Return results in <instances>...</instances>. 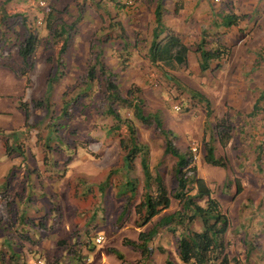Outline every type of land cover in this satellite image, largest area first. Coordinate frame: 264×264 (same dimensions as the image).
Wrapping results in <instances>:
<instances>
[{
  "label": "rangeland",
  "instance_id": "374dc122",
  "mask_svg": "<svg viewBox=\"0 0 264 264\" xmlns=\"http://www.w3.org/2000/svg\"><path fill=\"white\" fill-rule=\"evenodd\" d=\"M161 2L163 23H167V15L175 16V24L186 22L191 32L196 31V25L206 32L213 31L211 23L220 13L244 14L238 27L228 29L222 36L230 55L219 69L199 70L194 41L186 42L189 54L184 68L148 61L156 0H0V52L4 51L0 53V63L17 71V46L27 30L37 37L29 60V76L26 72L22 75L25 79H21L28 87L27 97L24 99V91L19 96L23 99L19 102L27 104V118L13 130L3 132L12 146L21 145L23 158L13 153L6 155L8 161L4 163L7 169L0 183V264H29L39 255L44 264H66L67 257V264H75L68 255L73 249L82 255L78 264H92V255L83 247L89 238L85 230L91 238L103 232L108 241L98 248L108 244L121 249L122 264L144 263L137 259V251L129 246L121 248L117 240L119 235L134 239L139 230L134 225L133 205L143 192V177L139 157L127 173L123 168L118 135L109 129L114 120L105 112V79L99 63L114 74L121 95L131 85L141 88L143 111L157 113L163 126L172 132L179 150L190 149L191 145L196 148V175L203 178L230 221L224 235L225 253L232 257L229 264H264V0ZM50 9L53 14L49 29L44 15ZM193 10L206 20L204 24L196 16L188 17ZM38 17L42 18L40 25L35 23ZM74 19L75 32L58 58L61 39H55L54 30ZM90 64L94 65V77L89 82L85 72ZM42 69L43 74L47 71L41 79ZM3 87L14 88L0 79V92L6 91ZM194 91L209 100V116L203 104L191 98ZM259 94L263 99L257 114L246 116ZM69 99L73 101L66 108L67 115H62L63 100ZM35 100H42L43 105L32 106ZM119 113L132 120L138 141L148 148L151 174L163 179L171 195L175 159L163 153V135L153 123L146 125L136 120L131 109H119ZM12 121L8 115L0 114V125ZM218 124L229 127L230 139L224 147L218 141ZM120 134L124 135L123 129ZM202 138L213 142L214 155L224 160L225 167L203 161ZM0 144L2 150L1 141ZM256 153L260 154L258 161ZM2 158L0 151V172ZM106 177L104 190L98 189ZM126 179L133 181V195L127 190L120 194ZM123 204H129L124 213ZM178 208L170 196L169 207L142 230L155 227L159 216ZM190 227L198 229L200 224L196 221ZM155 230L159 237L165 235L159 239L155 234L149 242L151 264H161L166 254L155 253V244H162L166 238L169 252L171 241L175 247L174 235L180 229L173 236L162 227ZM32 240L35 243H30ZM111 260L105 264H112Z\"/></svg>",
  "mask_w": 264,
  "mask_h": 264
},
{
  "label": "trees",
  "instance_id": "16d2710c",
  "mask_svg": "<svg viewBox=\"0 0 264 264\" xmlns=\"http://www.w3.org/2000/svg\"><path fill=\"white\" fill-rule=\"evenodd\" d=\"M162 9L161 0H156L152 10L154 26L151 30L152 39L147 50L148 61L150 63L161 64L168 68H184L187 63L186 53L189 48L183 43L177 33L163 24ZM52 14L53 11L50 9L44 15L46 27H49ZM244 18V14L231 12L220 13L217 19L211 23L212 29L214 30L201 32L200 39L195 43L193 49L194 53L199 56L198 68L201 72L217 70L220 68L221 63L229 58L230 48L222 41V36L228 28L238 27ZM76 22V19H74L70 24H61L54 30L53 35L56 37L55 39H61L60 45L57 48L58 58L64 53L72 33L75 32L74 26ZM36 44V35L31 30H27L26 35L17 46L16 53L20 58V66L16 71L18 75L22 76L31 69L32 63L29 60L36 48ZM57 64L59 66L61 65L60 59L57 61ZM119 65L123 68L121 60ZM99 70L105 79V112L114 120V123L109 129L118 135V146L123 151L122 162L126 173L132 168L134 159L139 157V166L143 177V192L139 201L133 205L135 227H142L152 217L158 215L162 210L167 209L170 204V196L179 205L177 210L169 214L161 215L155 227L146 231H139L135 240L123 238L122 244L131 247L140 254L142 259L146 260L149 258L151 252L149 242L157 232L155 228L162 227L172 234H175L176 229L179 228L180 231L174 236L175 249L180 262L183 264H190L192 262L195 264H229L231 258H228L224 252V234L229 226L228 216L222 211L218 201L212 196L203 178L196 175L194 160L190 149L185 151L179 150L173 143L172 132L163 126L157 113L151 114L143 111L144 101L141 88L131 85L125 94L121 95L115 83L114 74L107 71L100 63ZM93 77L94 65H87L85 78L90 82L93 80ZM190 96L195 102L203 104L206 116L211 114L209 100L203 94L194 91L191 92ZM262 99L263 95L259 94L246 116L254 117L257 114L258 103ZM72 101L70 99L63 100L62 115H67L66 108ZM31 105L41 106L43 105L42 100L32 101ZM18 106L24 110L25 117L27 118V104L19 102ZM44 106L48 108L46 104ZM124 108L131 109L132 116L139 122L146 125L153 123L163 135V153L175 159V185L171 195H169L163 179L158 175L153 176L151 174L148 148L138 141L132 120L120 115L119 109ZM218 125V141L220 146L224 147L230 139L229 127L223 124ZM122 129L124 131L123 136L120 134ZM0 141L2 142L5 155L10 156L15 153L17 156L23 158V151L19 143L12 146L9 143L8 137L2 132H0ZM202 143L204 147L203 161L212 166L225 167L224 160L214 155L213 142L202 138ZM259 158L260 154L256 153L255 160L258 161ZM106 184L107 177L99 184L98 189L104 190ZM124 188L125 190L120 192V194L125 193L127 190L133 195V181L126 179L124 181ZM236 191H239L238 187ZM127 206L129 204H123V213ZM196 221L199 222L200 227L198 229L191 228L190 226ZM25 223L23 221L21 222V224ZM85 235L89 236V238L83 243V247L89 252L93 248L94 242L90 233L86 230ZM30 243L33 244L35 242L32 240ZM79 249L81 250V248ZM109 251L115 255L116 259L123 260L122 255L115 249L112 248ZM69 252H71L68 253L71 260L76 262L75 264H78L79 261L77 259L81 260V252L77 249L69 250ZM166 264L171 263L166 262Z\"/></svg>",
  "mask_w": 264,
  "mask_h": 264
},
{
  "label": "crops",
  "instance_id": "0c3cea01",
  "mask_svg": "<svg viewBox=\"0 0 264 264\" xmlns=\"http://www.w3.org/2000/svg\"><path fill=\"white\" fill-rule=\"evenodd\" d=\"M179 12L180 11H177V13L176 14H178V16H179ZM163 13V12H162ZM191 14H189L190 16H188L189 18L190 17H194V16H196V17H198V19H197V21L200 23H202V24H204L205 23V21L206 20H204L203 18H202V16L197 12V13H195V11L193 10L192 12H190ZM195 13V14H194ZM199 15V16H197V15ZM166 15H167V13H166ZM218 16V15H217ZM175 16H171V17H169L168 15H167V18H168V20H167V23H163L165 26H167V27H169L170 29H172L175 33H177L178 35H179V37L180 38H182L183 40V43L187 46V44H186V42H189L190 41V43H192L193 41L196 43L199 39H200V34H201V32L202 31H204V27H199V25H196V27H197V29H196V31H194V32H191L190 30V28H189V26L186 24V22L184 23V24H182L181 26L180 25H176L175 23H176V17L174 18ZM184 18L182 17L181 18V20H183ZM188 22V21H187ZM171 23H173L174 24V27H173V25L171 24ZM173 27V28H172ZM230 28H232V27H230ZM230 28H228V29H230ZM227 29V30H228ZM226 30V31H227ZM182 35V37H181V35ZM189 47V46H188ZM194 47H195V44H194ZM194 47H193V49H194ZM0 53H2V54H4V51H2V52H0ZM187 55L189 54V50H188V52L186 53ZM1 57H3V56H1ZM20 60V59H19ZM17 65H20V61L17 63ZM11 65H8L7 63H5V62H3V63H0V76L2 77H0V79L2 80V81H6L7 83H8V85L9 86H12V87H14V88H11V89H9L8 88V90H6L7 88L6 87H3V89L4 90H6L5 92H0L1 93V95H0V114H4V115H8L10 118H12L13 120H14V122L12 121L11 123L10 122H8V124H6V123H4V125H0V131L2 130V133L3 132H5L6 130H13L16 126L18 127L19 125H21V123H23L24 121L23 120H25V113H24V111L23 110H21L20 108H19V106H18V102L19 101H22L23 99H22V97H20L19 98V96H21V94H22V92L24 91V99H25V97H27L26 96V92H27V90H28V87H25V85H26V83H25V81H21V79L22 78H24V76H20V75H18L17 74V72H16V68L15 69H12V67H10ZM44 70L42 69L41 71H40V76H41V79L42 78H45V76H46V71L47 70H45V74H43L42 72H43ZM16 76L18 77L19 76V78H16ZM26 76H27V78H28V76H29V73L27 72L26 73ZM25 79V78H24ZM15 81H18V82H15ZM21 81V82H20ZM8 93V94H7ZM32 94H33V92H30V95L29 96H32ZM36 95H37V93H36ZM28 96V97H29ZM3 98H7L6 100H3ZM0 146H1V144H0ZM1 151V153L4 155V158H2L3 160V163L2 164H4V163H6V161H8L7 160V157H6V155H5V153H4V151H3V149L2 150H0ZM8 165H11V164H8ZM6 169L7 168H5V164L2 166V168H1V172H0V183L2 182V180H3V177L5 176V172H6ZM24 205H27V204H24ZM169 207V206H168ZM221 207V206H220ZM163 211V210H162ZM161 211V212H162ZM223 211V210H222ZM160 212V213H161ZM223 212H225V211H223ZM159 213V214H160ZM226 213V212H225ZM158 214V215H159ZM227 214V213H226ZM228 216V215H227ZM160 217V216H159ZM153 218V217H152ZM151 218V219H152ZM229 219V218H228ZM158 220H159V218L157 219V221H156V223L158 222ZM148 223V222H147ZM146 223V224H147ZM229 225H230V221H229ZM144 226V225H143ZM142 226V227H143ZM142 227H137V228H139V230H136V236H137V233L139 232V231H145V230H142ZM228 228H229V226H228ZM228 230V229H227ZM226 230V231H227ZM169 232V231H168ZM171 233V232H170ZM226 233V232H225ZM98 235H101L102 237H103V232H98L97 233ZM156 234H158V232L156 233ZM159 235L160 234H158V237H159ZM165 234H162L160 237H159V239H161L163 236H164ZM171 235H172V233H171ZM225 235V234H224ZM173 236V235H172ZM175 237V236H174ZM120 238H122V237H120V235L119 236H117V240L119 241V245H120V247L121 248H123V247H126L127 245H124V244H122V239L123 238H125V237H123L122 239H120ZM128 239H131V238H129V237H127ZM154 236H153V238H152V240H154ZM120 239V240H119ZM136 239V237L133 239L132 238V240H135ZM172 240H173V238H172ZM105 241H108L105 237H103V239H102V241H101V243L102 242H105ZM225 242V241H224ZM101 243H99V244H94L93 245V248L91 249V251H89L88 253H90L91 255H92V257H93V263L92 264H105V261H108V262H110V260L112 261L111 263L112 264H122V262L120 261V260H118V259H116V257H115V255L113 254V255H110L106 250H110V249H112L111 247H109V245L107 244L104 248H98V245H100ZM168 240L165 238L164 240H163V243L162 244H155V248H156V252L155 253H158V254H161V255H165L166 254V258L164 257L163 259H162V263L161 264H166V262H169V263H171V264H183L182 262H180V260H179V258H178V256H177V253H176V249H175V247H174V244H173V241H171V246H170V251L168 252L167 251V249L168 248H166L167 247V245L169 246V244L170 243H168ZM151 247V246H150ZM131 248V247H130ZM113 249H115L116 251H118L121 255H122V257H124L123 256V253H122V251H120L121 249H118L117 247H114ZM118 249V250H117ZM132 249V248H131ZM151 249V248H150ZM110 252V251H109ZM224 252H225V248H224ZM152 250H151V252H150V255H149V258H147L146 260H144V259H142L141 257H140V254L137 252V254H138V256H137V259H139V262L141 263L142 262V260L144 261V263L143 264H151V256H152ZM34 254V253H33ZM170 254H172L173 255V257L172 258H170L169 256H170ZM110 256H111V259H110ZM231 259H232V257H230ZM67 259V261L65 262L66 264L67 263H69V260H68V257L66 258ZM88 261H89V257H88ZM76 263V262H75ZM124 264V263H123Z\"/></svg>",
  "mask_w": 264,
  "mask_h": 264
},
{
  "label": "built area",
  "instance_id": "2783aa9c",
  "mask_svg": "<svg viewBox=\"0 0 264 264\" xmlns=\"http://www.w3.org/2000/svg\"><path fill=\"white\" fill-rule=\"evenodd\" d=\"M214 1H217V0H214ZM126 3L129 4L130 1H127ZM40 4H42V2H40ZM41 22H42V18H41V17H38V18L36 19V21H35L36 25H40ZM174 109L178 110L179 107H178L177 105H174ZM195 149H196V148H195L193 145L190 146V150H191L190 152H191V154H192L193 159L195 158V157H194V154H193V152L195 151ZM102 239H103V237H102L101 235L96 234V235L93 237V242H94V244H99V243H101ZM84 261H85V262L88 261V256H84ZM31 264H44V259H43L42 256H39L38 258H35V260H33V261L31 262ZM190 264H195V263L192 262V263H190Z\"/></svg>",
  "mask_w": 264,
  "mask_h": 264
},
{
  "label": "clouds",
  "instance_id": "9594fccd",
  "mask_svg": "<svg viewBox=\"0 0 264 264\" xmlns=\"http://www.w3.org/2000/svg\"><path fill=\"white\" fill-rule=\"evenodd\" d=\"M88 253H86V255H87ZM88 256V255H87Z\"/></svg>",
  "mask_w": 264,
  "mask_h": 264
}]
</instances>
